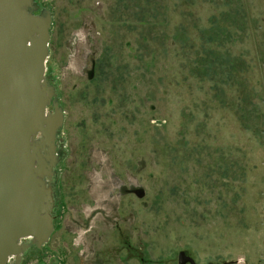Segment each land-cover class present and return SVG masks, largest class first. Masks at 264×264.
<instances>
[{"label":"rangeland","instance_id":"obj_1","mask_svg":"<svg viewBox=\"0 0 264 264\" xmlns=\"http://www.w3.org/2000/svg\"><path fill=\"white\" fill-rule=\"evenodd\" d=\"M33 2L54 229L7 264H264V0Z\"/></svg>","mask_w":264,"mask_h":264},{"label":"water","instance_id":"obj_2","mask_svg":"<svg viewBox=\"0 0 264 264\" xmlns=\"http://www.w3.org/2000/svg\"><path fill=\"white\" fill-rule=\"evenodd\" d=\"M37 9L33 0H0V264L21 256L23 238L41 246L54 229V190L43 178L54 175V141L64 115L60 108L46 113L52 19ZM178 261L198 264L184 250Z\"/></svg>","mask_w":264,"mask_h":264}]
</instances>
